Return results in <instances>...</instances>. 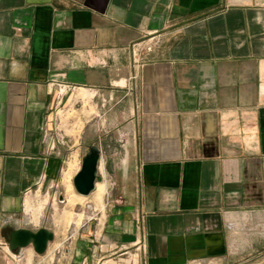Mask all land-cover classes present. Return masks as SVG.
<instances>
[{
    "label": "crops",
    "instance_id": "0c3cea01",
    "mask_svg": "<svg viewBox=\"0 0 264 264\" xmlns=\"http://www.w3.org/2000/svg\"><path fill=\"white\" fill-rule=\"evenodd\" d=\"M71 144L100 147L109 197L51 256L26 197ZM20 227L55 239L13 252ZM30 257L264 264V0H0V264Z\"/></svg>",
    "mask_w": 264,
    "mask_h": 264
},
{
    "label": "rangeland",
    "instance_id": "374dc122",
    "mask_svg": "<svg viewBox=\"0 0 264 264\" xmlns=\"http://www.w3.org/2000/svg\"><path fill=\"white\" fill-rule=\"evenodd\" d=\"M79 112V110L60 112L62 125L66 129L62 132L68 134L67 138H72V143L77 141L82 128ZM73 145L67 146L55 186L49 190L34 189L26 197L25 212L32 219V226L50 225L58 234L56 243L49 251L51 256L65 245L59 243V239L63 236L78 239L81 234L80 228L85 222L97 223L99 221L105 213V204L109 197L107 179H103L104 182L98 186V190L88 196L79 195L76 191L73 180L81 168L82 156L88 149L85 147L80 149L79 146ZM19 264H34V262L30 257L26 262L20 261Z\"/></svg>",
    "mask_w": 264,
    "mask_h": 264
},
{
    "label": "water",
    "instance_id": "95a60500",
    "mask_svg": "<svg viewBox=\"0 0 264 264\" xmlns=\"http://www.w3.org/2000/svg\"><path fill=\"white\" fill-rule=\"evenodd\" d=\"M100 158L101 149L97 145L90 146L86 154L82 156L81 168L73 180V185L79 194L90 195L95 190L96 183L102 181V176L99 174ZM54 239L55 233L49 228L41 227L38 230H33L20 227L11 232L7 243L13 252L33 246L35 252L42 255L47 252L49 243Z\"/></svg>",
    "mask_w": 264,
    "mask_h": 264
},
{
    "label": "bare ground",
    "instance_id": "6f19581e",
    "mask_svg": "<svg viewBox=\"0 0 264 264\" xmlns=\"http://www.w3.org/2000/svg\"><path fill=\"white\" fill-rule=\"evenodd\" d=\"M98 182H101V181H98ZM98 182H97V183H98ZM97 183H96V184H97ZM95 189H96V188H95ZM94 191H95V190H94ZM94 191H93V192H94ZM93 192H92V193H93ZM80 195H81V194H80Z\"/></svg>",
    "mask_w": 264,
    "mask_h": 264
},
{
    "label": "built area",
    "instance_id": "2783aa9c",
    "mask_svg": "<svg viewBox=\"0 0 264 264\" xmlns=\"http://www.w3.org/2000/svg\"><path fill=\"white\" fill-rule=\"evenodd\" d=\"M149 49H151V47H149Z\"/></svg>",
    "mask_w": 264,
    "mask_h": 264
}]
</instances>
